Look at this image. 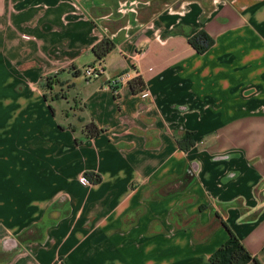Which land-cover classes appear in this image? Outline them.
Here are the masks:
<instances>
[{
	"label": "crops",
	"instance_id": "obj_1",
	"mask_svg": "<svg viewBox=\"0 0 264 264\" xmlns=\"http://www.w3.org/2000/svg\"><path fill=\"white\" fill-rule=\"evenodd\" d=\"M230 231L264 264V0H0V264H211Z\"/></svg>",
	"mask_w": 264,
	"mask_h": 264
},
{
	"label": "trees",
	"instance_id": "obj_2",
	"mask_svg": "<svg viewBox=\"0 0 264 264\" xmlns=\"http://www.w3.org/2000/svg\"><path fill=\"white\" fill-rule=\"evenodd\" d=\"M191 45L199 52L204 53L215 43L214 38L205 30H201L190 38ZM116 43L108 36H104L97 44L92 47V53L95 56V61L100 65L103 64L107 56L116 49ZM90 67H94L91 65ZM103 71V68L97 69L98 75ZM80 73V71H78ZM51 77L48 78V81ZM50 85V81L48 82ZM131 88L135 93L142 92L145 89V82L142 76L138 75L130 80ZM89 138L95 137L102 132L104 128H100L95 122H91L85 127ZM182 149L188 150L193 146L191 133H187L183 139L179 141ZM92 182H99L100 175L95 173H87ZM94 177V178H93ZM211 264H249L251 261H256L261 264L257 257L253 256L242 240L232 231L230 236L210 257Z\"/></svg>",
	"mask_w": 264,
	"mask_h": 264
},
{
	"label": "built area",
	"instance_id": "obj_3",
	"mask_svg": "<svg viewBox=\"0 0 264 264\" xmlns=\"http://www.w3.org/2000/svg\"><path fill=\"white\" fill-rule=\"evenodd\" d=\"M85 73H86V76H88V77L98 76V72L97 71L95 72L92 67H88L86 69V72ZM129 78H130L129 73H125L123 75H120L117 78V81H125V80H128ZM80 182L83 185H89L91 183V180L87 176L83 175V176L80 177Z\"/></svg>",
	"mask_w": 264,
	"mask_h": 264
},
{
	"label": "rangeland",
	"instance_id": "obj_4",
	"mask_svg": "<svg viewBox=\"0 0 264 264\" xmlns=\"http://www.w3.org/2000/svg\"><path fill=\"white\" fill-rule=\"evenodd\" d=\"M92 55L89 53V54H83L79 60H78V64L81 68V70H85L86 72V69L90 66V61H91V57ZM93 61V60H92ZM94 71L96 72L97 69H100V67L96 68V67H93ZM55 79H52L51 81L53 82ZM54 105L57 107V103H54ZM58 109V108H57ZM58 116L59 118L62 116L61 114V111L58 109Z\"/></svg>",
	"mask_w": 264,
	"mask_h": 264
}]
</instances>
